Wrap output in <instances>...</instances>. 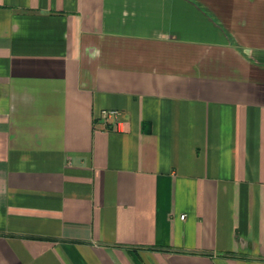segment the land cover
Returning <instances> with one entry per match:
<instances>
[{"label":"crops","instance_id":"0c3cea01","mask_svg":"<svg viewBox=\"0 0 264 264\" xmlns=\"http://www.w3.org/2000/svg\"><path fill=\"white\" fill-rule=\"evenodd\" d=\"M0 264H264V0H0Z\"/></svg>","mask_w":264,"mask_h":264},{"label":"built area","instance_id":"2783aa9c","mask_svg":"<svg viewBox=\"0 0 264 264\" xmlns=\"http://www.w3.org/2000/svg\"><path fill=\"white\" fill-rule=\"evenodd\" d=\"M114 114V115H118L117 111H110V112H105L104 114L109 115V114ZM184 216H181V218H183Z\"/></svg>","mask_w":264,"mask_h":264}]
</instances>
